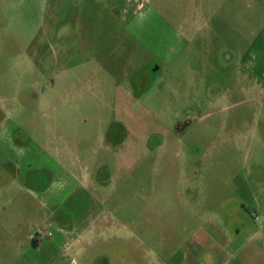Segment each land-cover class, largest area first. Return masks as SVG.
I'll list each match as a JSON object with an SVG mask.
<instances>
[{
  "label": "rangeland",
  "instance_id": "374dc122",
  "mask_svg": "<svg viewBox=\"0 0 264 264\" xmlns=\"http://www.w3.org/2000/svg\"><path fill=\"white\" fill-rule=\"evenodd\" d=\"M233 3L0 0V264H45L53 199L54 264H181L195 232L263 227L264 88L225 59L248 45Z\"/></svg>",
  "mask_w": 264,
  "mask_h": 264
},
{
  "label": "crops",
  "instance_id": "0c3cea01",
  "mask_svg": "<svg viewBox=\"0 0 264 264\" xmlns=\"http://www.w3.org/2000/svg\"><path fill=\"white\" fill-rule=\"evenodd\" d=\"M247 2V4L242 5L240 10L238 8L239 5L234 3L230 5V22L233 29L239 25H242L243 28L246 29V37L243 38L242 35L241 39H245L248 43L247 48L241 53L237 50H233L232 53L224 54L226 55V60L232 57V60L235 61V66L247 72H245V74L251 77L254 85L264 88V0H247ZM227 7L229 8V6ZM223 8L225 7H220L217 9V12H222ZM241 16L242 19H240ZM239 35H241V33H239ZM195 39L196 38H194V40ZM191 40L192 39L189 40L185 38L184 41L186 44H190ZM63 154L64 153L59 150V159L56 161L57 168H59V182L55 184V187L51 188V191L55 189V192H57L56 194H59L64 188H67L69 181H72L74 178L71 172L66 171L67 167L63 160ZM70 154L71 156H68L67 160H69L71 166H76L78 164V159L74 152H70ZM48 165L49 164L46 166ZM52 201L53 207L49 211V218H54L56 222H49L48 226L52 228V231L49 230L47 233L51 232V235L48 236L52 237L55 232L57 233V237L51 238L46 244L41 241H36V244L32 245L34 247V253L40 255L42 253L46 254L45 257H43L45 264H54L57 262V260H59V247L67 248L73 243V241L69 242L70 239L59 229V205H62L63 201L56 199ZM262 224H264V222ZM263 227H256L252 231H249V233L246 234L245 241L242 243L238 241L241 233L240 230H237L233 234H230L226 230L214 232L215 234L212 235L205 233V237H212L211 243H214L213 239L217 236L223 239V243H214L212 245H205V243H203L205 239L202 240L201 236L197 235V232H195L192 235L195 239H190L191 245L182 249L183 256L181 264H264ZM84 229L85 228L80 229V232ZM74 242H76V239H74ZM40 260H42L41 256Z\"/></svg>",
  "mask_w": 264,
  "mask_h": 264
},
{
  "label": "built area",
  "instance_id": "2783aa9c",
  "mask_svg": "<svg viewBox=\"0 0 264 264\" xmlns=\"http://www.w3.org/2000/svg\"><path fill=\"white\" fill-rule=\"evenodd\" d=\"M47 235H51V232H48Z\"/></svg>",
  "mask_w": 264,
  "mask_h": 264
}]
</instances>
